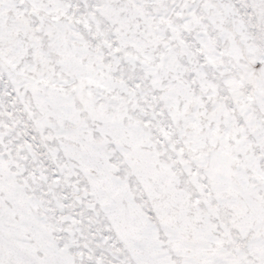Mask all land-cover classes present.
<instances>
[{"label":"snow or ice","instance_id":"6c2138e0","mask_svg":"<svg viewBox=\"0 0 264 264\" xmlns=\"http://www.w3.org/2000/svg\"><path fill=\"white\" fill-rule=\"evenodd\" d=\"M0 264H264V0H0Z\"/></svg>","mask_w":264,"mask_h":264}]
</instances>
